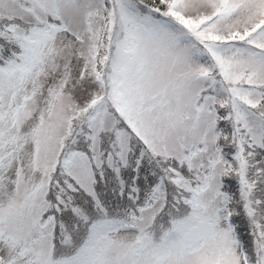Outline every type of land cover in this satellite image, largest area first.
Listing matches in <instances>:
<instances>
[{
	"label": "snow or ice",
	"instance_id": "1",
	"mask_svg": "<svg viewBox=\"0 0 264 264\" xmlns=\"http://www.w3.org/2000/svg\"><path fill=\"white\" fill-rule=\"evenodd\" d=\"M0 264H264V0H0Z\"/></svg>",
	"mask_w": 264,
	"mask_h": 264
}]
</instances>
